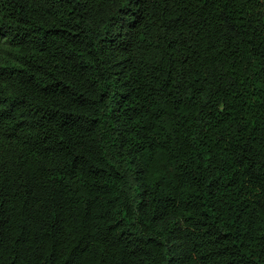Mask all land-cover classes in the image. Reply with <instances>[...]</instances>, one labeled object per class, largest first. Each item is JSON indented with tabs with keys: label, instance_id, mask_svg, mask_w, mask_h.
I'll return each instance as SVG.
<instances>
[{
	"label": "trees",
	"instance_id": "obj_1",
	"mask_svg": "<svg viewBox=\"0 0 264 264\" xmlns=\"http://www.w3.org/2000/svg\"><path fill=\"white\" fill-rule=\"evenodd\" d=\"M0 264H264V0H0Z\"/></svg>",
	"mask_w": 264,
	"mask_h": 264
}]
</instances>
